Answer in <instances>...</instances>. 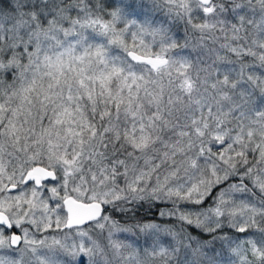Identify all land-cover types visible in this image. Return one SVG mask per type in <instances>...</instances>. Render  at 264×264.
I'll use <instances>...</instances> for the list:
<instances>
[{
	"label": "snow or ice",
	"instance_id": "snow-or-ice-1",
	"mask_svg": "<svg viewBox=\"0 0 264 264\" xmlns=\"http://www.w3.org/2000/svg\"><path fill=\"white\" fill-rule=\"evenodd\" d=\"M0 264H264V0H0Z\"/></svg>",
	"mask_w": 264,
	"mask_h": 264
}]
</instances>
